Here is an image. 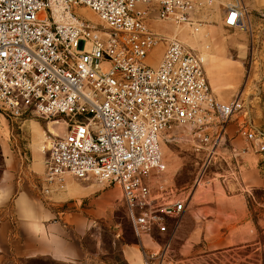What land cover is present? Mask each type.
<instances>
[{
    "label": "built area",
    "instance_id": "2783aa9c",
    "mask_svg": "<svg viewBox=\"0 0 264 264\" xmlns=\"http://www.w3.org/2000/svg\"><path fill=\"white\" fill-rule=\"evenodd\" d=\"M205 5L209 2L0 0V119L33 116L64 127L63 134L48 132L42 192L48 194L52 185L64 189L67 174L117 187L137 238H162V252L179 230L188 198L163 185L158 196L151 193V180L166 169L161 144L176 139L169 131L179 129L204 156L202 169L217 156L233 123L244 146H228L229 164L240 169L244 154L264 155V131L250 117L262 78L253 95L242 86L229 101L218 100L203 57L150 27L154 20L196 29ZM79 9L93 13L95 22L82 18ZM244 12L228 5L224 26L241 27ZM158 45L162 51L151 65Z\"/></svg>",
    "mask_w": 264,
    "mask_h": 264
},
{
    "label": "crops",
    "instance_id": "0c3cea01",
    "mask_svg": "<svg viewBox=\"0 0 264 264\" xmlns=\"http://www.w3.org/2000/svg\"><path fill=\"white\" fill-rule=\"evenodd\" d=\"M220 19L224 24L225 14ZM161 34L168 36L164 32ZM213 34L217 40V32ZM234 49L241 53L239 49ZM219 50L215 56L217 64H222L220 78H214L213 84L207 79L217 99L229 101L244 86L243 66L227 58V49L220 47ZM258 59V74L263 82L258 91L259 97L252 100L250 117L254 127L264 131V42ZM2 121L5 120L0 119V254L7 252L16 259L48 257L73 264H96L89 262L85 238L91 235L93 224L106 219L114 208L117 201L114 190L118 188L105 190L103 184L92 179L82 181L67 174L64 190L52 185L51 191L43 195L41 189L46 187L44 151L30 144L32 158L25 163L12 151ZM236 128V123L228 127L227 140L240 149L244 142L236 134ZM31 135L32 140V131ZM47 142L44 138V143ZM239 142L242 144L240 147ZM43 146L46 147L45 144ZM245 171V175L241 173V179L246 187L264 186V177L255 163H248ZM212 199L214 213L206 221L207 225H193L194 232L179 249V256L171 257L167 264H260L257 252L262 250L263 245L258 241L256 225L248 222L246 195L224 193L214 195ZM257 226L264 229V225ZM138 240L139 246L124 245L121 248L125 261L129 264H166L167 252L159 249L155 238L142 237ZM244 248H251V252L244 255L236 253ZM194 250H197L196 253Z\"/></svg>",
    "mask_w": 264,
    "mask_h": 264
},
{
    "label": "rangeland",
    "instance_id": "374dc122",
    "mask_svg": "<svg viewBox=\"0 0 264 264\" xmlns=\"http://www.w3.org/2000/svg\"><path fill=\"white\" fill-rule=\"evenodd\" d=\"M204 1L209 2V5H205L203 11L198 14L201 20V26L208 31L215 30L218 37L217 40L214 39L215 42H217H214V44L227 49L228 54L226 56L228 59L238 61L242 64V73L245 80L243 83L245 94L253 95L255 84L258 85L259 83H257V81L261 78L258 74V52L261 49V44L264 42V0ZM230 4H238L245 10L241 19V29L226 28L220 19V17L225 14L226 7ZM78 14L84 19L94 21L92 13L86 9H79ZM149 24L152 31L164 32L170 36L169 38H174V36H172L174 27L169 25V23L154 22V20H152ZM161 33L157 34L165 37L161 35ZM183 44L191 49L197 46L196 43ZM200 46L203 51H211L209 48L208 50L204 49L203 45ZM234 48L239 49L241 53ZM194 50L200 52L197 48H194ZM161 51V45H158L149 59L151 65L156 64ZM234 51H236V53H234ZM213 64H216L217 68L221 70L222 64L218 65L217 60H214V57L211 55L210 65L212 66ZM210 65L207 66L206 73H208V68L211 67ZM222 93L227 94L224 91ZM249 98L253 97L250 96ZM247 103H249V100ZM250 103L252 104V102ZM2 122L5 124L4 128L7 129L5 131V136L10 147H12V151L17 154L18 158H22L25 163L30 162L32 158L30 144L34 145L36 149H41V152L45 151V148H42L44 147L43 136L47 134L48 137L46 125L49 121L28 116L18 120L10 118ZM31 131L33 133L32 140ZM168 134H173L176 139L175 141L169 140V137H167L161 144V152L166 164V169L158 178L151 180V193L154 196H158V193L160 194L159 186L163 185L166 191H172L175 196L188 198L184 216L179 223V230L168 250L164 251V253L167 252L166 264L172 260H170L171 257L174 259L179 256V249L185 244L187 237L194 232L195 226L193 225H198V227L199 225H207L206 221L209 220L214 213L215 204L212 199L214 195H223L224 193L236 195L238 193H244L246 199L252 204L253 215L258 225H264V186L260 188H248L241 179V173L245 175V170L250 162L255 163L264 177V155L248 153L244 156V154V158L242 156L239 161L240 169H237L235 166L229 164L230 161L228 157L230 156V151L228 146L230 143L226 139L222 142L217 156L211 160L206 168L202 169L204 156L193 150L190 144L184 141L179 129L174 128L169 131L167 135ZM226 146L228 147V151L225 149ZM240 146H242V144L239 142V147ZM234 171L236 172L235 174L233 173ZM199 180L200 186L197 188L196 184ZM110 189H112V187L105 186V190ZM114 191V195L117 198L114 208L108 213L106 219L102 221L99 220L93 224L95 226L91 229V235L85 238V249L88 252L89 262L92 263L129 264L124 260L121 248L124 245L133 247L139 246V240L134 233L132 223L127 216L126 209L121 200L120 190L115 188ZM42 194L45 195L43 192ZM217 216L222 218L220 215ZM251 217V214L248 212L247 219L250 223L252 222ZM257 238L261 245L264 244V229H260ZM155 240L158 244L163 242V239L158 236H155ZM195 251L197 250L193 252ZM250 252L251 248H244L238 250L236 253L244 255ZM257 254L260 259V264H264V245L262 250L258 251ZM0 264L73 263L60 262L48 257L16 259L12 258L10 253L6 252L0 254Z\"/></svg>",
    "mask_w": 264,
    "mask_h": 264
},
{
    "label": "bare ground",
    "instance_id": "6f19581e",
    "mask_svg": "<svg viewBox=\"0 0 264 264\" xmlns=\"http://www.w3.org/2000/svg\"><path fill=\"white\" fill-rule=\"evenodd\" d=\"M92 15H93V13H92ZM93 17L95 20L94 15H93ZM154 22H158V21H154ZM166 23H169V25L174 27V29L172 30V34H173L172 36H174V39H178V41L179 42L181 41L182 44L183 43H185V44L196 43L197 46L193 47V48H197L200 52H198L194 49H191V48L185 46L184 44L183 45L192 51H196L197 53H199L203 57L204 65H205V72H206V68L208 65H210V62H211V55H212V57H214V60H216L215 55H217L220 51L219 50L220 47L217 46L216 44H214L215 37H214L213 33L215 32V30L208 31L205 28H203V26H201V24L197 25L196 29H193L191 27H188L187 25H177V24L170 23V22H166ZM155 32L158 34L160 33L158 31H155ZM161 35H163V34H161ZM165 37L169 38V36H165ZM200 45H203L204 49L208 50V48H209L211 51L210 52H207L206 50L203 51L202 47ZM219 74H220V70L217 68L216 64H213L210 68H208V73H206L211 84L214 83V78L219 77ZM213 88L216 91V87L213 86ZM218 88H219V86H218ZM46 132L52 133L53 135L63 134L64 133V127L60 123L56 124L53 122H49L46 125ZM43 137L48 141L47 135H46V137L45 136H43ZM44 144L46 146L45 147V150H46L49 147V141L47 143H44Z\"/></svg>",
    "mask_w": 264,
    "mask_h": 264
},
{
    "label": "trees",
    "instance_id": "16d2710c",
    "mask_svg": "<svg viewBox=\"0 0 264 264\" xmlns=\"http://www.w3.org/2000/svg\"><path fill=\"white\" fill-rule=\"evenodd\" d=\"M246 205H247L248 212H249V213L251 214V216H252V217H251V220H252L253 224L256 225V228H257L258 233H259V232H260V229H259V227L257 226V225H258V222H257L255 216L253 215L252 204H251V202H250L248 199H246ZM259 242H260V241H259ZM262 245H264V244H262Z\"/></svg>",
    "mask_w": 264,
    "mask_h": 264
}]
</instances>
